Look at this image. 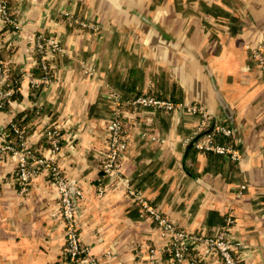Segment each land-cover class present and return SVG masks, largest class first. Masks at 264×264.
I'll return each mask as SVG.
<instances>
[{
	"label": "crops",
	"instance_id": "obj_1",
	"mask_svg": "<svg viewBox=\"0 0 264 264\" xmlns=\"http://www.w3.org/2000/svg\"><path fill=\"white\" fill-rule=\"evenodd\" d=\"M7 5L19 25L0 29V61L9 83L19 81V98L9 99L8 90L0 143L14 117L27 130L28 145L43 155V131L59 129L57 165L83 195L77 218L81 245L98 258L104 249L113 251L106 264H149L147 249L153 247L154 264H168L163 237L138 209L140 197L179 228L204 235L230 216L229 238L240 262L264 264V81L245 49L258 45L264 54V0H7ZM65 14L100 23L101 34L72 29ZM35 35L53 39L62 53L46 58L49 83L31 88L41 77ZM83 62L96 71L93 79L80 70ZM111 92L122 102L145 94L204 108L232 127L239 162L187 148L196 117L153 108L131 113L127 106L122 118L127 141L117 174L102 177ZM14 167L13 157H0V264H49L63 243L62 225L53 215L55 195L42 175L20 194L8 179ZM239 185L244 187L238 194ZM203 264L220 263L206 254Z\"/></svg>",
	"mask_w": 264,
	"mask_h": 264
},
{
	"label": "built area",
	"instance_id": "obj_2",
	"mask_svg": "<svg viewBox=\"0 0 264 264\" xmlns=\"http://www.w3.org/2000/svg\"><path fill=\"white\" fill-rule=\"evenodd\" d=\"M7 0H0V29L5 25H10L12 30L18 28L15 19H10L7 12ZM72 23L82 28L91 30L93 27L84 22L76 23L71 20V16L65 14ZM33 51L39 55V68L44 72V76L31 83V88L36 85L49 83L47 75L50 66L47 63V56L60 55L62 50L57 43L48 37L35 35L33 37ZM249 52V58L254 62L256 69L262 74L264 81V54L260 46L245 47ZM83 73L86 76H92L91 73ZM5 68L0 62V87L5 81ZM9 92L5 90L0 92V110L3 101ZM107 99L111 105L107 122L104 125L106 132V152L100 162L99 170L102 177L115 175L118 171V164L121 160L126 147V138L123 132V108L128 106L132 112H137L142 108H153L164 113L188 115L196 117V123L193 131L185 143H191L198 152L212 153L224 160L237 163L240 159L239 150L235 143L217 145L213 141L214 135H221L223 138L233 137L232 128L221 121L215 120L209 116L204 108L195 105H185L182 103L171 102L166 99H159L153 96L140 94L134 96L128 102H122L115 92L107 93ZM212 129L205 133L210 125ZM10 130L15 135V144L8 142L3 135L0 143V157H13L15 167L8 176L9 181L17 185L20 194L26 192L29 182L37 175H42L48 181V185L55 195V212L53 215L62 225V247L57 258L49 264H106L114 257V252L104 249L98 258L91 254L88 249L81 245L77 230V218L79 212V203L83 197L77 182L74 179H68L62 173L57 165V154L60 149L61 134L58 128L49 127L43 131V137L46 143V154L35 152L30 148L27 138L22 135L14 124H8ZM156 141L155 137L149 138ZM161 143V141H160ZM124 184L125 181H122ZM243 185L238 186V194ZM127 194L133 195L131 190H125ZM101 189H97V194H101ZM136 204L141 214L147 215L156 231L163 237L164 243L161 252L165 255V261L168 264H203V257L206 254L214 255L220 264H242L234 252V244L229 238V226L232 223L230 216H226L224 225L220 226L210 235L179 228L173 221L169 220L164 214L158 211L146 199L136 197ZM157 250L153 247L147 249V261L154 264L157 261L155 253Z\"/></svg>",
	"mask_w": 264,
	"mask_h": 264
},
{
	"label": "trees",
	"instance_id": "obj_3",
	"mask_svg": "<svg viewBox=\"0 0 264 264\" xmlns=\"http://www.w3.org/2000/svg\"><path fill=\"white\" fill-rule=\"evenodd\" d=\"M7 6V12L9 14V18L10 19H14L13 16L10 14V11H9V8H8V5L6 4ZM71 20H76V19H72ZM72 23V22H71ZM3 29L4 28H10L12 29V27L10 25H5L4 27H2ZM35 55L37 57H39L38 54L35 53ZM38 59V62H39V58ZM1 62V61H0ZM3 66V64H2ZM4 68V66H3ZM38 68H39V63H38ZM6 70V69H5ZM39 71H40V76H44V72L39 68ZM48 78L50 79L51 78V69H48V72H47V75ZM1 87H4V89H6L7 91L10 90L11 93L9 95V99H18L19 98V94L17 93V90L19 88V81L18 80H12L10 83H9V73L8 71L6 70L5 71V81L4 83L1 85ZM6 104L7 102L6 101H3V105H2V108L1 110H3L5 107H6ZM34 113V111H33ZM110 113V112H109ZM12 124L15 125V127L22 132V135L24 137H27L28 135V132L27 130L25 129V127L23 126V124H21V122L18 121L17 117H14V119L11 121ZM228 125V124H227ZM229 126V125H228ZM230 127V126H229ZM232 128V127H231ZM3 133L6 135L5 137V140L8 141V142H13L15 144V135L12 133V131L10 130L9 126L7 125L4 129H3ZM213 141L215 144L217 145H224V144H228V143H235L234 140H233V137H230V138H223L221 135H214L213 137ZM193 147V145H192ZM32 149V147H30ZM194 148V147H193ZM33 150V149H32ZM197 151V150H196ZM206 153V152H204ZM206 154H209V155H214V156H217L215 154H212V153H206ZM219 157V156H217Z\"/></svg>",
	"mask_w": 264,
	"mask_h": 264
},
{
	"label": "rangeland",
	"instance_id": "obj_4",
	"mask_svg": "<svg viewBox=\"0 0 264 264\" xmlns=\"http://www.w3.org/2000/svg\"><path fill=\"white\" fill-rule=\"evenodd\" d=\"M65 18V17H64ZM76 21V23L78 22V23H80V22H84V24L85 23H88V24H90L93 28L92 29H94V30H91V29H88V28H82V27H80L79 25H76L75 23H71V21H70V19L69 18H67L66 19V22H67V24H68V26L69 27H71L72 29H75V30H79L80 32H85V33H87V35H100L101 34V31H102V25L100 24V23H98V22H95V21H87V22H85V21H80V20H78V19H76L75 20ZM46 37V36H45ZM263 52V51H262ZM80 67V70L83 72V69H87L86 70V72H89V73H91V75L92 76H87V77H90V78H94L95 76H96V71L93 69V67L91 66V65H89V64H87V63H82V64H80L79 65ZM84 74V73H83ZM85 75V74H84ZM87 75V74H86ZM262 80H263V78H262ZM126 107V106H125ZM124 107V108H125ZM123 111H124V109H123ZM131 113H133V112H131Z\"/></svg>",
	"mask_w": 264,
	"mask_h": 264
},
{
	"label": "water",
	"instance_id": "obj_5",
	"mask_svg": "<svg viewBox=\"0 0 264 264\" xmlns=\"http://www.w3.org/2000/svg\"><path fill=\"white\" fill-rule=\"evenodd\" d=\"M219 103L221 105V108H222V111H223L224 115L225 116H228L225 105L220 100H219ZM212 124H213V122H211V125H210L209 129L205 133H203V134L208 133L212 129ZM191 144H192V142L188 144V147L187 148H189L191 146Z\"/></svg>",
	"mask_w": 264,
	"mask_h": 264
}]
</instances>
